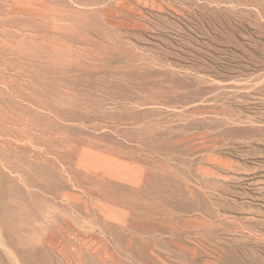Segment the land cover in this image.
<instances>
[{
  "label": "rangeland",
  "instance_id": "rangeland-1",
  "mask_svg": "<svg viewBox=\"0 0 264 264\" xmlns=\"http://www.w3.org/2000/svg\"><path fill=\"white\" fill-rule=\"evenodd\" d=\"M105 263L264 264V0H0V264Z\"/></svg>",
  "mask_w": 264,
  "mask_h": 264
},
{
  "label": "bare ground",
  "instance_id": "bare-ground-1",
  "mask_svg": "<svg viewBox=\"0 0 264 264\" xmlns=\"http://www.w3.org/2000/svg\"><path fill=\"white\" fill-rule=\"evenodd\" d=\"M238 91V90H237ZM248 91V90H247ZM250 91V90H249ZM229 95V94H228ZM238 99V98H237ZM225 100V99H224ZM233 101V100H232ZM235 106V105H234ZM235 113V112H234ZM241 113V112H240ZM231 115V114H230ZM239 115V114H238ZM237 116V115H236ZM226 117V116H225ZM234 117V116H233ZM242 118V117H241ZM235 119V118H234ZM251 119V118H250ZM249 118H248V120H250ZM244 121H246L245 119H244ZM251 121V120H250ZM237 124V123H236ZM252 124V123H251ZM248 126H249V124H248ZM258 126V125H257ZM262 127V126H261ZM250 128H251V126H250ZM258 128H260V127H258ZM263 128V127H262ZM255 132V131H254ZM25 133V132H24ZM256 133V132H255ZM1 134H3V133H1ZM250 134V133H249ZM35 137V136H34ZM252 144V143H251ZM17 150V149H16ZM106 264V263H105Z\"/></svg>",
  "mask_w": 264,
  "mask_h": 264
}]
</instances>
